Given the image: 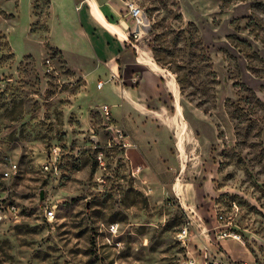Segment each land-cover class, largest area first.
I'll return each mask as SVG.
<instances>
[{"label":"rangeland","instance_id":"rangeland-1","mask_svg":"<svg viewBox=\"0 0 264 264\" xmlns=\"http://www.w3.org/2000/svg\"><path fill=\"white\" fill-rule=\"evenodd\" d=\"M55 1L0 0V196L22 209L0 264H264V0H99L131 31L128 3L144 11L132 39L177 87V125L137 167Z\"/></svg>","mask_w":264,"mask_h":264},{"label":"crops","instance_id":"crops-1","mask_svg":"<svg viewBox=\"0 0 264 264\" xmlns=\"http://www.w3.org/2000/svg\"><path fill=\"white\" fill-rule=\"evenodd\" d=\"M95 5L107 22L115 24L125 36L117 34L98 16ZM54 6L73 28L65 31V38L73 48L89 51L102 67L97 72H102L106 81L100 88L104 99L100 97L103 104L111 107V124L123 128L129 136L131 145L125 150L127 158L136 167L144 161L152 163L149 150L159 148L161 142L158 125L164 124V130L177 125L174 81L149 55L138 50L132 39L134 31L129 29L128 22L123 24L110 1L56 0ZM167 95L173 98L171 107L175 115L165 102Z\"/></svg>","mask_w":264,"mask_h":264},{"label":"built area","instance_id":"built-area-1","mask_svg":"<svg viewBox=\"0 0 264 264\" xmlns=\"http://www.w3.org/2000/svg\"><path fill=\"white\" fill-rule=\"evenodd\" d=\"M129 8V14L134 18L136 21V28L134 30V33L140 34L144 27V18L143 13L144 11L135 3L129 2L128 3ZM104 81L101 80L98 82V87L101 88L104 85ZM101 113L103 114V117L106 119V122L108 124V129L116 136V138L119 139V144L123 147H128L131 145V142L129 139L128 134L126 131L121 127H115L111 124L113 121V115L111 111V107L108 104H103L101 107ZM7 169L4 171V176L6 178H13L17 175L19 171L18 163L10 160L7 165ZM46 169H49L51 164L48 162L43 165ZM45 215L49 219H54L56 217V210L54 207H49L45 211ZM22 217V209L19 203L10 198L8 195L0 196V223H12L17 222ZM188 227L184 228L180 233V238H186L188 235ZM110 231L113 233H116L118 231V225L116 223L110 224ZM217 237L220 240L227 239V238H234L236 240L241 241L242 236L238 232H233L232 230L228 228H222L217 231ZM248 264V263H245Z\"/></svg>","mask_w":264,"mask_h":264},{"label":"bare ground","instance_id":"bare-ground-1","mask_svg":"<svg viewBox=\"0 0 264 264\" xmlns=\"http://www.w3.org/2000/svg\"><path fill=\"white\" fill-rule=\"evenodd\" d=\"M95 11H96V13L98 14V16L106 23V24H108L111 28H113L115 31H116V33L117 34H119L120 36H125V33L122 31V30H120L115 24H112V23H109V22H107V20L105 19V17H104V15H103V13H102V11L98 8V6H96L95 5ZM143 18H144V13H143ZM144 20H145V18H144ZM144 26H147V23H146V20L144 21ZM153 63V62H152ZM156 68H157V66H156ZM160 69V68H159ZM176 88V90H177V87H175ZM176 95H177V97H178V94L176 93ZM178 99V98H177ZM177 103H178V107H179V109H180V103H179V101L177 100ZM184 127H185V123L182 125V128H181V132H180V134H182V132L185 130L184 129Z\"/></svg>","mask_w":264,"mask_h":264},{"label":"water","instance_id":"water-1","mask_svg":"<svg viewBox=\"0 0 264 264\" xmlns=\"http://www.w3.org/2000/svg\"><path fill=\"white\" fill-rule=\"evenodd\" d=\"M44 198V192L42 191L41 192V199H43Z\"/></svg>","mask_w":264,"mask_h":264}]
</instances>
